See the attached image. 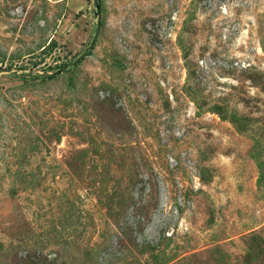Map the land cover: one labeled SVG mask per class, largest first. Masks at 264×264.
Wrapping results in <instances>:
<instances>
[{
    "label": "rangeland",
    "instance_id": "obj_1",
    "mask_svg": "<svg viewBox=\"0 0 264 264\" xmlns=\"http://www.w3.org/2000/svg\"><path fill=\"white\" fill-rule=\"evenodd\" d=\"M100 12L0 0V264H264V0Z\"/></svg>",
    "mask_w": 264,
    "mask_h": 264
},
{
    "label": "water",
    "instance_id": "obj_2",
    "mask_svg": "<svg viewBox=\"0 0 264 264\" xmlns=\"http://www.w3.org/2000/svg\"><path fill=\"white\" fill-rule=\"evenodd\" d=\"M92 10H93V17L96 20V25H95V28H94L92 39L89 42V47H91L94 44V41H95V39L97 37L98 30H99V21L98 20H99V17H100V0H92ZM86 53H87V51H85V53H83L84 56L86 55ZM81 56L76 57L75 59H73L69 63H67L65 65H62L61 67L51 71L50 73H47V75L59 74V73H62L64 71H66L71 66L77 64L82 59Z\"/></svg>",
    "mask_w": 264,
    "mask_h": 264
},
{
    "label": "trees",
    "instance_id": "obj_3",
    "mask_svg": "<svg viewBox=\"0 0 264 264\" xmlns=\"http://www.w3.org/2000/svg\"><path fill=\"white\" fill-rule=\"evenodd\" d=\"M101 13V12H100ZM99 27H100V24H99ZM98 33H99V30H98ZM98 35V34H97ZM90 54V51H87V53H86V55L85 56H87V55H89ZM82 60V59H81ZM80 60V61H81ZM80 61L78 62V63H80ZM77 63V64H78ZM76 65V64H75ZM72 67L73 66H71L69 69H67L65 72H68V71H70L71 69H72ZM55 75H57V74H52V75H45V74H36V75H34V76H32L31 78L32 79H36V80H40V81H42V80H45V79H48V78H53ZM22 78L23 79H26V77L25 76H22ZM251 81L252 80H254V79H250ZM254 82V81H253ZM255 83V82H254Z\"/></svg>",
    "mask_w": 264,
    "mask_h": 264
}]
</instances>
